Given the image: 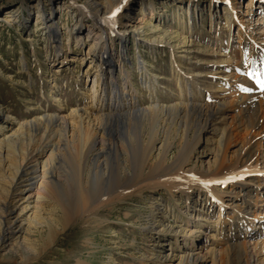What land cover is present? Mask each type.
Returning a JSON list of instances; mask_svg holds the SVG:
<instances>
[{
	"label": "rangeland",
	"instance_id": "374dc122",
	"mask_svg": "<svg viewBox=\"0 0 264 264\" xmlns=\"http://www.w3.org/2000/svg\"><path fill=\"white\" fill-rule=\"evenodd\" d=\"M35 1L0 0L3 10L21 7L17 21L0 23V103L13 117L12 124L8 123L9 133L18 128V121L56 112L71 118L74 108L89 104L95 107L90 110L91 123H97L92 120L110 100V80L104 79L99 61L89 54V43L76 45V36L86 40L88 28L94 26L91 7L87 0H42L48 12L59 6L67 8L54 15L67 54L55 55L54 39H46L42 27L37 26L35 8L29 14ZM128 1V10L116 19L118 24L122 16L123 20L146 19L159 26L146 27L138 36L129 33L120 42L119 25L107 22L108 54L120 58L119 62L126 57L115 65L113 75L121 90L122 84L126 85L128 99L136 100L139 111L124 115L123 120H110L108 126L120 137L131 138L128 149H138L139 144L147 149L154 139L151 127L157 122L156 114L167 113V107L169 130L157 135V158L153 157L156 175L145 191L137 190L139 195L134 192L123 204L78 213L60 237H50V225H57L55 220L61 212L54 210L53 202L42 194L46 200L38 202L35 216L22 217L19 237L27 248L12 256L0 249V264H141L153 242L146 226L156 203L161 204L162 212L167 211L164 221L175 229L187 224L192 227L196 217L190 214L191 209L194 205L202 207L197 211L203 217L199 220L202 224L187 242L214 245L215 264H264L257 260L258 256L264 260V250L257 252L250 244L251 239L244 236L248 226L242 224L244 214L264 216V87L260 83L258 115L252 118L244 109L256 76L257 82L264 81V0H251L250 7H246L248 0ZM83 4L88 5L84 11ZM24 23L29 32L34 31L33 36H27ZM80 25L85 29L78 35ZM182 37L189 40L187 44H182ZM213 103L228 105L218 125L219 129L227 128L222 145L219 133L208 126L202 128V120L199 131L195 127L197 113ZM174 115L176 121L186 122L184 133L176 132ZM216 156L227 160V172L235 162L241 164V170L250 165L249 175L242 176L248 182L219 183L210 192L192 186L199 182L192 178L200 176V169L208 170ZM2 172L0 167V176ZM179 184L183 185L170 190ZM0 216L5 218L2 209ZM262 238L264 241V235ZM166 239L160 257L169 255L170 261L176 254L171 249L175 241L170 239V232ZM179 244L184 246L182 241Z\"/></svg>",
	"mask_w": 264,
	"mask_h": 264
},
{
	"label": "bare ground",
	"instance_id": "6f19581e",
	"mask_svg": "<svg viewBox=\"0 0 264 264\" xmlns=\"http://www.w3.org/2000/svg\"><path fill=\"white\" fill-rule=\"evenodd\" d=\"M128 2L130 1L87 0V4L91 7L90 16H93L94 28H88L86 40L79 35L85 29L83 25H80L76 31L79 35L76 36V45L89 43V54L93 59L99 61L101 75L104 76V79L109 78L110 80V100L100 109L101 114L92 120L97 123H91L93 112L90 110H94L95 107L89 104V106L74 108L71 112V118L56 112L35 117L33 120L18 121L16 123L18 128L9 133L8 129L12 124L10 121L13 120V117L0 103V167L4 171L0 176V209L5 214V218L0 216V249L5 250L4 252L10 256L14 252H19L21 248H27L23 242L24 240L19 237L25 219L22 217L25 214L26 217L33 218L38 202L46 197L53 202L54 210L61 212L60 218L58 217L55 220V224L58 222L57 225H50V237L53 235L58 237L66 231L71 224V220L78 213L95 210V208L98 209L102 206L112 205L114 207L123 204L134 195H139L137 190L145 191V188L150 186L149 180L155 174V168L152 167L154 165L153 157L157 158L154 153L157 150V135L166 133L169 130L167 119H169L168 115L170 113H168L167 107L168 114H156L157 122L151 127L153 128L154 139L147 149L140 144L138 149L135 148L134 150V146L128 149L131 138L120 137L116 130H111L108 126L110 120H116L117 118L123 120L124 115L135 112L137 105L135 99H128L126 85L122 84L121 90L113 75L115 65L126 60V57L124 56L122 61L119 62L120 58L116 60L111 54H108L107 48L109 46L107 44L109 45V43L106 42L105 33L107 22L111 21L114 26L119 25L117 34L120 36V42H124L129 33L138 36L145 31L146 27L159 26V23H153L154 21L150 22L146 19L136 22L123 20L122 16L118 24L116 19L122 14L123 10H128L130 5ZM251 4V0H248L246 7H250ZM88 5L83 4L81 6L82 10L84 11L85 6ZM67 6L69 7V5ZM32 7L36 10L37 26L42 27V34L48 40L54 39L52 47L55 55L67 54L63 50L59 28L56 27L54 21V15L67 8L64 9L59 6L56 10L48 12L43 1L36 0L35 4L29 7L30 15L34 12L31 10ZM117 8H119V11L113 16V12ZM142 8L143 2H141ZM20 10L21 7L17 10H3V8H0V23L8 22L10 24L17 21ZM25 24L24 30L26 29L28 33L29 30ZM33 32L30 31L27 36H31ZM188 41L186 37L181 38L182 44H187ZM256 78L254 84L251 85L254 91L248 96L244 107L245 112L252 118L258 115L261 106V101L258 100L261 94L259 90L261 86ZM105 96L106 94H104L103 101ZM227 107V103L207 105V109L199 111L196 117V120H199L195 125L196 129L199 131L202 120V128L208 126L217 135L219 133L221 145L227 128L219 129L218 125L224 120ZM154 108L155 106H153ZM86 118H88L87 125L84 122ZM172 121L173 126H176L177 133L179 131L185 132L187 129L186 122L176 121V115H174ZM70 130L71 133H69ZM201 132L202 129L198 136H201ZM63 151L65 153L62 154ZM122 154H124L123 160L120 158ZM216 164H219V166L216 167ZM225 164H227L225 158L216 156L209 163L208 170L203 171V169H200V176L192 178L193 180H199L197 184L192 186L208 188L210 192L219 183L222 185V183L236 180L242 185L248 182L246 181L248 179L242 178V176L249 175L250 170L248 168L250 165L246 166L247 170H241V164L235 162V167L227 172ZM228 164L230 165L232 162L229 161ZM181 171L183 173L186 171L183 166H181ZM182 185H173L170 190L173 192L176 190L175 188ZM134 192L136 193L134 194ZM42 194L46 197H43ZM33 201L34 204H31ZM160 205L156 203L152 207V217L146 229L153 234V238H151L153 242L149 246V254L140 259L141 264H206L207 262L215 264L217 255L214 245H193V243L187 242L198 231V226L202 224L199 221L203 218L199 213L202 207L195 205L192 207L190 214L196 217L192 227L187 224L175 229L173 224L168 225L169 223L164 221L167 211L162 212ZM262 205H264V201ZM244 215L246 216H243L242 224L248 226V231L245 232L246 235L244 236L251 239L250 244L257 249V252H262L264 250V241L262 240L264 216L257 214L255 217H251L249 213ZM126 217H130L128 213ZM215 226L217 227V224ZM168 232H170V239L175 241L171 249L176 252L174 256L172 255L173 259L170 261H168L169 255L160 257ZM210 236L214 238L216 234ZM181 241L184 246L179 244ZM257 260H259V263L264 262L260 256L257 257ZM77 264L89 263L78 261Z\"/></svg>",
	"mask_w": 264,
	"mask_h": 264
},
{
	"label": "snow or ice",
	"instance_id": "6c2138e0",
	"mask_svg": "<svg viewBox=\"0 0 264 264\" xmlns=\"http://www.w3.org/2000/svg\"><path fill=\"white\" fill-rule=\"evenodd\" d=\"M119 11V8H117L114 12H113V16H115L116 12ZM258 83L261 84L262 87H264V81H258Z\"/></svg>",
	"mask_w": 264,
	"mask_h": 264
}]
</instances>
